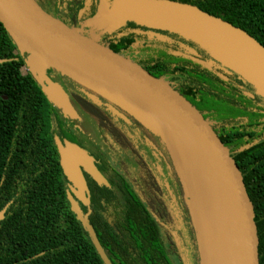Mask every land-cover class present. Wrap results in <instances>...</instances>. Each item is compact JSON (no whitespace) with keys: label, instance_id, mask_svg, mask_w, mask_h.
Returning <instances> with one entry per match:
<instances>
[{"label":"trees","instance_id":"16d2710c","mask_svg":"<svg viewBox=\"0 0 264 264\" xmlns=\"http://www.w3.org/2000/svg\"><path fill=\"white\" fill-rule=\"evenodd\" d=\"M173 1L223 18L264 45V0ZM114 2L93 0L88 17H98L102 7L110 11ZM98 30L107 35L101 43L166 79L189 99L230 149L254 204L260 264H264V98L209 49L178 33L136 21L111 29L104 24ZM0 59H7L0 63V210L7 206L0 222V264H105L71 209L68 179L56 143L58 137L62 143L68 139L84 145L77 138L79 132L32 74L22 72L23 56L1 22ZM55 79L72 99L99 113L82 99L88 95L86 86L60 71H56ZM117 105L141 118L127 106ZM140 162L151 207L108 163V171L103 166L99 170L109 186L89 179L90 223L113 264H176L157 220H171L169 203L154 170L142 159ZM180 195L197 247L196 254L188 255L191 264H202L190 202L185 201L184 190ZM80 205L86 213L88 209ZM172 207L180 217L181 210ZM180 221L190 238L185 222ZM189 246L192 248L191 241Z\"/></svg>","mask_w":264,"mask_h":264},{"label":"water","instance_id":"95a60500","mask_svg":"<svg viewBox=\"0 0 264 264\" xmlns=\"http://www.w3.org/2000/svg\"><path fill=\"white\" fill-rule=\"evenodd\" d=\"M103 12L109 14L106 21H101L103 25L110 22L119 27L127 21H136L199 43L252 84L264 98V45L223 18L173 0H115L113 8L108 11L102 7L99 16ZM98 17L92 20L93 24L99 23ZM0 22L17 43L21 55L27 52L36 59L32 73H40L43 92L67 115L75 117L76 109L66 90L45 75L49 68L103 94L111 102L131 108L153 132L160 134L166 128L188 141L204 164L227 218L225 264H260L256 212L242 172L230 149L189 99L139 62L50 15L35 0H0ZM6 60L0 59V63ZM56 143L61 166L70 183L71 209L89 233L104 263L113 264L90 223V190L83 170L99 185L110 183L85 149L71 142L64 144L58 137ZM80 204L88 209L86 213ZM6 210L7 206L0 210V221L5 218ZM198 230L200 234L204 232L205 240L207 233L210 251L207 215L205 225ZM200 244L202 264H205L207 244L206 241L205 246Z\"/></svg>","mask_w":264,"mask_h":264},{"label":"rangeland","instance_id":"374dc122","mask_svg":"<svg viewBox=\"0 0 264 264\" xmlns=\"http://www.w3.org/2000/svg\"><path fill=\"white\" fill-rule=\"evenodd\" d=\"M109 18V14L103 12L97 19L99 23L91 24V30H97L96 34L99 33V28L103 27L101 21H106ZM108 23V22H107ZM114 24V23H113ZM109 22V29L113 28L114 25ZM94 34L95 38L98 39V34ZM90 36V35H89ZM24 63H21V69L23 73H31L32 76L38 81H43L40 73H32L33 66L36 62V59L30 55V53L23 52ZM45 75L48 77L56 76V70L49 68L45 71ZM56 81V80H55ZM88 96H90L91 102L98 107V112L106 115L114 123H117L119 127L123 129L127 137H129L131 143L134 142L136 145L135 149L137 153L146 161V166H150L157 176L158 180L161 182L162 194L164 198L169 203L168 211L171 214L170 221H163L159 218V224L164 235L167 248L175 259L176 264H191V255L189 253L196 254L197 247L193 238V231L189 226V214L187 208L183 205L180 192L181 189L184 190L185 201H189V191L188 187L182 177L181 173L178 171L175 159L170 150L169 144L164 139V137L158 132H151L146 126L143 120L136 118L137 122H130L125 115H123L115 106H113L110 100H108L103 94L99 92H94L92 89L88 90ZM87 94V93H86ZM116 104V103H114ZM117 105V104H116ZM75 107V106H74ZM76 109V108H75ZM67 117H72L67 115ZM74 118V117H73ZM75 121L85 129L86 132L94 133L95 123L91 118L81 115V120ZM140 124V125H139ZM148 129V130H147ZM151 134H150V133ZM157 138V139H156ZM133 140V141H132ZM156 140V141H155ZM122 157L119 154L115 155V166L123 173L127 180L131 183L137 193L140 195L142 200L146 205L150 206L148 200V188L144 182L143 170L140 166V163L137 162L135 157L128 153H123ZM167 158H166V156ZM169 159V162L167 161ZM172 165V166H171ZM173 167V168H172ZM175 173V174H174ZM175 206L176 210H181V216L176 215L175 209L172 207ZM190 210L191 206H190ZM180 219L185 222L184 228L188 232L190 238L186 237L184 230L181 228L179 221ZM181 222V221H180ZM206 223V215L202 217V225ZM197 227V226H196ZM197 240L205 246V241L207 244V252L205 254L206 262L209 260V239L206 233V240L204 232L199 233L198 228H196ZM188 238V239H187ZM180 239V240H179ZM189 241L192 242V248L189 246ZM201 250V248H200ZM187 256V257H186ZM202 256V255H201ZM201 260L202 257H201Z\"/></svg>","mask_w":264,"mask_h":264},{"label":"flooded vegetation","instance_id":"af4514ba","mask_svg":"<svg viewBox=\"0 0 264 264\" xmlns=\"http://www.w3.org/2000/svg\"><path fill=\"white\" fill-rule=\"evenodd\" d=\"M35 1L47 13L61 20L68 26L77 28L84 35L87 36L90 35L92 37H95L94 34H96L97 30L96 31L91 30L92 27L91 24H93L92 20L94 19V17L93 18L88 17V15H90L91 13V5L93 0H35ZM97 34L99 36V40L101 41L107 38V35L104 33V31H101L100 33ZM52 79L56 80L55 76L52 77ZM82 99L83 101H85V103L89 102L91 107H94V109H98V107L91 102L90 96L85 95V97ZM71 101L76 108L77 115L75 117L74 116L68 117V119L72 121L73 126L79 132L78 135L79 137L77 138L84 145H79L77 143L75 144L85 149L90 155L94 157L95 164L98 166V168L99 166H103L104 169L108 171L107 164L109 163L118 172L122 173L115 166L114 162H115V155L119 154L122 157V155H124L123 153H128L133 157H135L137 162L140 163V166H141V162H140L141 159L146 165V161L141 157L139 153H137L135 149L136 145L134 144V142L131 143L129 137H127L126 133L123 131L121 127L118 126L117 123H114L110 118L106 117V115H103L100 112L98 114L91 112L87 107L88 104L85 105L83 104V102H81L80 104L72 98ZM112 104L123 115H125V117L130 122H134V120L136 122L138 121L135 118V116L132 115L131 113L125 111L123 108H121L120 106L114 103ZM81 115H85L86 117L94 120L95 129L93 134L91 132H86L85 129L82 128L75 121V119L81 120ZM151 132L153 133V131ZM64 140H65L63 142L64 144L66 142H70L68 139H64ZM83 173L89 187V179L91 176L85 170H83ZM110 174H113V172H110ZM68 185L70 186L69 180H68ZM69 191H70V187H69ZM90 196H91V190H90Z\"/></svg>","mask_w":264,"mask_h":264},{"label":"bare ground","instance_id":"6f19581e","mask_svg":"<svg viewBox=\"0 0 264 264\" xmlns=\"http://www.w3.org/2000/svg\"><path fill=\"white\" fill-rule=\"evenodd\" d=\"M134 122L136 121L134 120ZM154 125L158 127L156 124ZM160 133L169 144L178 171L188 187L190 205L200 230L202 229V217L207 215V230L211 236V242L209 260L205 264H225L228 243L227 218L205 166L188 141L182 136L168 131L166 128ZM167 161L169 162V159Z\"/></svg>","mask_w":264,"mask_h":264}]
</instances>
